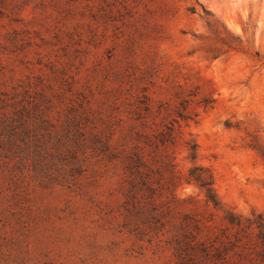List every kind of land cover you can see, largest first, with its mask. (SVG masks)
<instances>
[{"label": "rangeland", "instance_id": "374dc122", "mask_svg": "<svg viewBox=\"0 0 264 264\" xmlns=\"http://www.w3.org/2000/svg\"><path fill=\"white\" fill-rule=\"evenodd\" d=\"M194 166L264 214V0H0V264H177Z\"/></svg>", "mask_w": 264, "mask_h": 264}, {"label": "trees", "instance_id": "16d2710c", "mask_svg": "<svg viewBox=\"0 0 264 264\" xmlns=\"http://www.w3.org/2000/svg\"><path fill=\"white\" fill-rule=\"evenodd\" d=\"M227 45L236 49L233 44ZM188 157L197 160L196 144L191 146ZM145 168L142 156L136 152L127 154L125 169L130 178L128 191L133 193L131 197L144 190L156 195L147 174L149 169ZM187 182L196 184L204 194L206 204L221 209L224 216L218 227L212 214L205 216L199 211L182 214L179 226H175L179 233L171 238L177 264H264V214L243 216L232 208H224L214 188L213 174L205 167H192ZM191 201L192 198H188L183 202Z\"/></svg>", "mask_w": 264, "mask_h": 264}]
</instances>
